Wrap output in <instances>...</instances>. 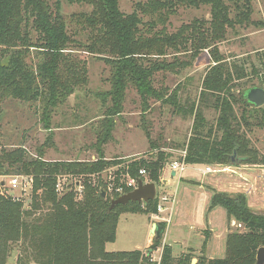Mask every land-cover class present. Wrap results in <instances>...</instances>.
I'll return each mask as SVG.
<instances>
[{
	"label": "trees",
	"instance_id": "16d2710c",
	"mask_svg": "<svg viewBox=\"0 0 264 264\" xmlns=\"http://www.w3.org/2000/svg\"><path fill=\"white\" fill-rule=\"evenodd\" d=\"M63 1L91 9L67 19L62 13ZM201 5L211 6L210 19H195L174 33L168 32L167 25L178 7ZM251 16L252 0H147L137 2L127 14L119 0H0V120L3 102L19 100L38 113L41 110L45 128L50 129L55 109L87 85L88 61L76 52L112 66L111 90L105 97L112 105L106 108L98 132L96 160L47 161L42 148L37 157L29 158L23 146L0 150V174L4 168L6 175L32 177L28 202L0 190V264H9L15 245L20 247L15 264H150L152 251L160 246L161 259L155 264H192V251L175 256L173 246L161 239L153 240L146 253L141 249L108 251L106 246L115 241L120 215L156 214L159 199L119 204L109 212L114 198L102 197V189L90 181L108 167L124 163L121 158L106 160L103 146L112 138L114 116L122 112L130 85L137 89L146 108L153 98L171 104L180 114L193 116L191 135L183 146L186 154L180 161L231 165V156L237 151L241 162L264 165V154L240 155L250 149L247 129L254 125L264 128V106L255 107L244 92L235 90L247 72L238 63H229L218 50L229 29L254 23ZM205 49L215 64L203 79L198 101L183 105L179 85L169 95L155 87L157 73L187 64L179 54L196 56ZM253 74H259L255 67ZM236 107L241 108L240 113ZM209 108L217 112L215 121L205 115ZM150 150L155 153L150 160L136 158L117 168L116 182L139 177L140 169L145 168L148 180L160 185L167 165L174 161L173 154L152 139ZM61 175L73 179L71 190L56 189ZM78 180L82 193L76 190ZM215 207L224 208L229 224L235 220L245 231L228 234L224 257H198L197 264H256L257 251L264 246V214L253 210L242 192L213 189L210 209ZM161 225L165 230L166 224Z\"/></svg>",
	"mask_w": 264,
	"mask_h": 264
},
{
	"label": "rangeland",
	"instance_id": "374dc122",
	"mask_svg": "<svg viewBox=\"0 0 264 264\" xmlns=\"http://www.w3.org/2000/svg\"><path fill=\"white\" fill-rule=\"evenodd\" d=\"M146 1L119 0V5L121 10L127 14L133 12L137 2ZM90 9L91 7L88 5L62 2V13L67 19L74 14L90 11ZM144 17L145 20L149 19ZM210 18V5H201L198 8L180 6L177 14L171 16L167 29L168 32L174 33L183 24L191 23L195 19L207 20ZM251 18L253 24L229 29L226 39L218 45V50L223 58L227 59L229 63H238L247 72V76L236 83L238 85L235 90L239 89L240 92H245L254 86L264 87V0H252ZM76 56L88 61L87 85L77 89L67 101L55 109L51 114L50 129L45 128L41 110L38 113L34 107L19 100L7 99L3 102V116L0 120V150L2 148L13 150L23 146L27 150L28 157L33 158L38 156V150L42 148L45 151L43 158L47 161H87L96 160L99 157L96 150L98 132L102 120L106 118V108L112 105L110 98L105 99L111 90L112 66L85 52H76ZM167 58L168 60L172 59L170 56ZM179 58L181 61H187V64H179L175 70L157 73L154 85L164 92L168 91L167 95L179 85L180 102L186 105L198 101L203 79L208 69L215 63L209 49H205L196 56H193L192 53H181ZM254 67L259 71V74H253ZM148 105L147 108L144 106L137 89L130 85L125 92L122 112L114 116L112 139L103 146L105 150L109 149V152H112L108 153L109 158H112L110 160L121 158L124 163L108 167L98 175H93L90 181L91 184L98 187V190L106 191V197L116 198L119 196L108 188L109 177L117 168L126 165L132 159L143 157L150 160L153 157L155 153L152 154L150 150L151 139L160 144L161 149L173 154L171 160H179L184 153L183 146L191 133L193 116L180 114L174 111L171 104L153 98L149 100ZM236 109L238 113L241 112V108L236 107ZM205 115L210 121H215L217 112L214 108H209L205 110ZM247 136L251 141L250 149L241 152L240 155L253 154L254 152L264 154V128L254 125L251 129H247ZM48 137L51 138L50 142L47 141ZM130 152L134 154L128 157ZM237 161L236 166L232 164L226 166L230 167V170H236L238 168L235 167L242 168L245 164L255 165ZM170 168L171 166L168 164L167 171ZM259 171L261 170L252 169V172ZM178 173L181 174V172ZM232 174L230 171L219 172L216 177L223 180L239 177L237 171L234 176H231ZM188 175L193 181L196 180V176H201L200 173L193 170H187L182 174L184 177ZM171 181H173L172 184L157 185V195L160 197L164 193L174 195V201L169 202L171 203V211L168 214L170 220L167 230L164 231L161 238L162 243L172 245L175 256L192 251L193 257L197 260L202 256L207 258L224 257L228 234L236 230L245 231L244 226L235 220L229 224L226 213L225 217L220 214L212 218L213 231H211L210 226H206L207 222L199 218V206L195 203L189 208L183 205L178 213L181 200L184 198L185 186L190 187L193 191L200 189L197 185L189 184L178 178H173ZM211 185L214 186L215 183ZM262 185H264V181ZM6 189L9 190L8 187ZM213 189L218 190L217 188ZM10 192L8 191L7 194H13ZM14 193L19 192L15 190ZM245 195L248 194L245 193ZM257 196L264 198V195H251L252 198H257ZM247 198L249 197L247 196ZM25 199L26 202L29 201L28 198ZM252 207L253 210L264 213V202L254 201ZM219 208L225 210L222 207ZM158 218L155 214L151 215L145 212L122 213L118 220L115 241L108 243L106 249L115 252L141 249L146 253L154 240L150 235L153 224L155 222L164 223L157 221ZM166 221L168 222V220ZM198 227L205 228L199 230ZM207 236L209 237L208 241L206 246H203ZM185 240L189 242L188 245L185 244ZM162 249L160 246L152 251L150 255L152 263L150 264L160 262ZM19 256L20 247L15 245L10 252L8 263L15 264ZM197 263L198 261L195 264Z\"/></svg>",
	"mask_w": 264,
	"mask_h": 264
},
{
	"label": "crops",
	"instance_id": "0c3cea01",
	"mask_svg": "<svg viewBox=\"0 0 264 264\" xmlns=\"http://www.w3.org/2000/svg\"><path fill=\"white\" fill-rule=\"evenodd\" d=\"M194 122V119H193ZM193 126V124H192ZM192 131V129H191ZM191 135V133H190ZM189 135V137H190ZM112 139V138H111ZM111 139L107 142L109 143L111 141ZM189 139V138H188ZM106 143V144H107ZM105 144V145H106ZM124 147V146H122ZM123 150V148H120V150ZM109 149L105 150L104 147V158L106 160H110L112 158H109ZM112 153V152H111ZM110 153V154H111ZM134 153L130 152L127 156L130 157L132 156ZM126 157V156H125ZM223 170L221 172H227L230 171L233 174L231 176H234V173H236V171L238 172V178L236 177H231V178H227V179H221V178H217V173H212L209 175H202L201 176H196V180L193 181L189 178V175L184 177V176H180L178 174V172H175L174 170H172L170 168V170L167 171V169L164 172V176L162 179V184L163 185H168V184H172L173 181H171V179L173 178H178L181 180L186 181L189 184H194L197 185L199 187V191H193L190 187L185 186L184 188V198H182L181 200V206L178 208V213L181 210L182 206L184 205L185 207L189 208V206L191 207L194 203L198 204V208H199V218L204 219V222L206 223V226H210L211 231L212 230V224H213V217H216L218 215H223L222 217H225L224 215L226 214L225 210H221L219 207H215L210 209L211 206V197H212V190L213 188H217L218 191H225V192H229V193H237V192H242V193H246L248 194L247 196L249 197V205L252 209H254L252 207V205L254 204V201H258L259 203L264 202V198H260L259 196H257V198H252L251 195H264V185L263 184V179H264V165H252V164H245L244 166H242V168L239 167H235L238 168L236 170H230V167L224 165L223 166ZM256 169V171L259 169L261 171L259 172H252V169ZM242 170V171H241ZM260 181H262V183H260ZM215 183L214 186H212L211 184ZM172 197H174V195H170ZM197 200V201H196ZM172 201V200H171ZM174 201V198H173ZM172 201V202H173ZM195 201V202H194ZM257 203V202H256ZM171 203H166V209L160 213L159 218L157 219V221H162L166 224L165 230H167V225L169 223L168 218H170V215L168 216V214L171 211ZM256 209V208H255ZM166 213V216H164ZM154 215V214H151ZM168 216V217H167ZM168 220V222L166 221ZM205 227H198L199 230L203 229ZM185 244H189V242L187 240L184 241ZM149 243H150V239H149ZM149 245V244H148ZM190 247V246H188Z\"/></svg>",
	"mask_w": 264,
	"mask_h": 264
},
{
	"label": "built area",
	"instance_id": "2783aa9c",
	"mask_svg": "<svg viewBox=\"0 0 264 264\" xmlns=\"http://www.w3.org/2000/svg\"><path fill=\"white\" fill-rule=\"evenodd\" d=\"M186 152L182 154L184 157ZM171 169L175 172H181L180 176L187 170H193L195 172H198L202 175H209L216 172H221L223 170L224 165H212V164H187L185 161L180 160H174L171 164ZM179 174V173H178ZM114 173L110 175L108 180V188L110 191H114L118 195L124 194L126 192H129L138 186V181H149L148 180V173L145 168H141L139 171V177H133L128 176L127 180L121 181L119 183L115 180ZM5 182L4 185L2 183ZM73 179L70 178V176L67 175H61L58 177L57 183H56V189L59 192H66L72 189ZM0 187L1 189H5L8 187L9 190L7 192L11 191L10 193L16 200H22L24 198H30L32 193V177L24 176V175H3L0 174ZM15 190H18L19 193H14ZM76 190L78 193L83 192V186L81 180H78V183L76 185ZM157 198L159 199L158 206H157V213L155 216L158 218L160 213H162L166 209V203L173 201V197L170 196L168 193L157 195ZM26 200V199H25Z\"/></svg>",
	"mask_w": 264,
	"mask_h": 264
},
{
	"label": "water",
	"instance_id": "95a60500",
	"mask_svg": "<svg viewBox=\"0 0 264 264\" xmlns=\"http://www.w3.org/2000/svg\"><path fill=\"white\" fill-rule=\"evenodd\" d=\"M246 98L248 101L253 104L255 107H262L264 105V87L262 86H254L252 88L247 89L245 92ZM243 158L239 157L237 151H234L231 156L232 165L236 166ZM1 173L6 175V170L1 169ZM5 182L2 183L4 185ZM1 190V187H0ZM106 191H102V197H106ZM157 197V184L155 182L150 181H138L137 188L126 192L124 194L119 195L118 197L111 200V204L109 207V212L112 211L119 204H128L129 202H145L148 203L151 200H154ZM260 214H264L262 212H258ZM164 228L160 223H154L151 230L150 235L154 240H160L164 234ZM257 263L256 264H264V246L260 247L257 251ZM198 260L196 258L192 259V264H195Z\"/></svg>",
	"mask_w": 264,
	"mask_h": 264
}]
</instances>
